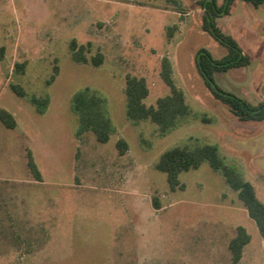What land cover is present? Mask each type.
I'll list each match as a JSON object with an SVG mask.
<instances>
[{
	"label": "rangeland",
	"instance_id": "1",
	"mask_svg": "<svg viewBox=\"0 0 264 264\" xmlns=\"http://www.w3.org/2000/svg\"><path fill=\"white\" fill-rule=\"evenodd\" d=\"M177 1L181 12L165 0H0V109L16 121L0 123V264H234L228 243L239 226L250 242L237 264H264L254 222L207 163L180 173L175 190L156 169L174 147L214 145L264 203V122H241L212 97L194 55L204 48L220 59L225 49L201 30L200 0ZM217 24L250 62L215 82L251 104L264 100V3L235 0ZM73 40L87 47V63L72 60ZM162 59L188 108L165 134L130 120L124 95L132 76L146 83L147 108L169 96ZM85 88L104 100L106 143L77 135L71 102ZM32 96L48 99L43 113Z\"/></svg>",
	"mask_w": 264,
	"mask_h": 264
},
{
	"label": "trees",
	"instance_id": "2",
	"mask_svg": "<svg viewBox=\"0 0 264 264\" xmlns=\"http://www.w3.org/2000/svg\"><path fill=\"white\" fill-rule=\"evenodd\" d=\"M235 0H222L219 5L217 0H200L197 5L201 9L200 28L208 34L217 44L225 49V55L216 59L204 48L195 52L194 65L203 80L204 85L210 91L212 97L227 108L230 113L241 122H264V100L251 104L243 98L228 92L217 85L214 79L216 73L228 72L233 69L247 66L250 62L249 56L244 54L238 44L230 37L222 33L217 20L229 14ZM244 3L258 8L264 0H241ZM178 12L183 9L177 0H165ZM172 36V31L168 32ZM73 40L70 43L72 60L75 63H87L85 46H78ZM3 48H0V59L3 57ZM91 62L94 66L102 63V55L97 53L92 57ZM23 64H15L14 70L22 72ZM56 71V69H55ZM56 74V72L54 73ZM161 78L169 87L170 94L157 101L156 107L147 108L143 100L148 94V89L144 79L126 76L124 95L126 99V115L132 121L148 120L160 128V132L172 128L179 118L188 115V108L182 92L175 86L171 78V65L168 59L161 61ZM54 79L52 75L51 80ZM11 90L20 98L24 93L19 85H11ZM36 112L43 113L48 105V99H30ZM71 109L78 118L77 135L84 132H91L97 142L106 143L112 131V126L108 115L104 110V100L94 92L85 88L77 92L71 102ZM0 123L7 129H14L16 121L6 110L0 109ZM120 148V147H118ZM203 163H207L211 170L222 177L227 186L237 194V198L245 208L248 217L254 222L264 246V203L261 202L255 193L253 186L244 181L241 176L231 167L227 166L218 149L214 145L200 144L190 147H174L162 154L156 164V169L166 176V181L170 189L183 188L179 182V174L189 170L198 169ZM27 167L35 178L40 181L41 177L33 159L29 156ZM156 206V205H155ZM250 242V235L243 227L236 228L235 236L228 243V250L231 260L237 264L242 256L243 248Z\"/></svg>",
	"mask_w": 264,
	"mask_h": 264
}]
</instances>
